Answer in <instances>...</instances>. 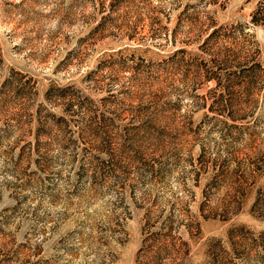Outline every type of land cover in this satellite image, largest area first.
Here are the masks:
<instances>
[{
  "label": "rangeland",
  "instance_id": "374dc122",
  "mask_svg": "<svg viewBox=\"0 0 264 264\" xmlns=\"http://www.w3.org/2000/svg\"><path fill=\"white\" fill-rule=\"evenodd\" d=\"M260 1L0 0V264H264Z\"/></svg>",
  "mask_w": 264,
  "mask_h": 264
},
{
  "label": "trees",
  "instance_id": "16d2710c",
  "mask_svg": "<svg viewBox=\"0 0 264 264\" xmlns=\"http://www.w3.org/2000/svg\"><path fill=\"white\" fill-rule=\"evenodd\" d=\"M247 25H251V26H256V27H260L262 29H264V0L258 2L255 6V9L251 12L250 14V19L248 24L245 25H216L214 22H210L209 24L207 23L205 29L203 31H201V37L204 35V37H202V43L199 46V49L203 52V53H209L212 52L213 55L214 52L211 51L215 46V44L221 42H228V49L227 52L229 54L233 53L235 55H238L241 59V61L239 62V67L240 70L239 72H241L243 75L241 77H243L242 82H240V88H242L243 90H247L249 89V87H251L253 84H255V78L254 76L257 73H262V71H264V67L261 66V64L256 60V55H255V51L252 49H248L247 47H241L239 49L235 40L238 38H244L246 37L248 34L246 33V29ZM205 26V25H204ZM176 30L174 29L172 31V33H167V38L168 37H172L173 40L176 38ZM175 42V40H174ZM224 49V48H223ZM183 49L177 50L175 51V53H180L183 52ZM218 54H223V53H219L216 52V55ZM210 62H212L213 64H215V61L212 59L210 60ZM227 68V67H226ZM204 78L207 81H213V86L217 87V90H220V92L216 93L212 92L214 91V89H209V93H213L215 94V100H219L222 97V93H224L225 91H228V88H230L229 85H224L221 83L222 78H217V73L213 72L210 73L209 70L204 69ZM232 74H235V72L233 71ZM248 80L247 82L245 80ZM246 87V88H245ZM218 103V102H216Z\"/></svg>",
  "mask_w": 264,
  "mask_h": 264
}]
</instances>
